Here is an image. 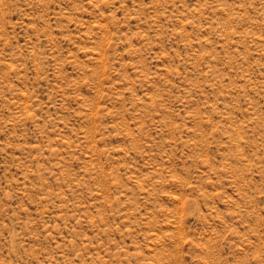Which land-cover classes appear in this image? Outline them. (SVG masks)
I'll return each mask as SVG.
<instances>
[{
	"label": "rangeland",
	"instance_id": "rangeland-1",
	"mask_svg": "<svg viewBox=\"0 0 264 264\" xmlns=\"http://www.w3.org/2000/svg\"><path fill=\"white\" fill-rule=\"evenodd\" d=\"M0 264H264V0H0Z\"/></svg>",
	"mask_w": 264,
	"mask_h": 264
}]
</instances>
